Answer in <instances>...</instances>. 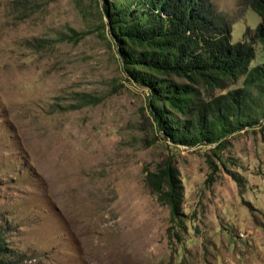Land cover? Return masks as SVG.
I'll list each match as a JSON object with an SVG mask.
<instances>
[{
  "label": "rangeland",
  "instance_id": "374dc122",
  "mask_svg": "<svg viewBox=\"0 0 264 264\" xmlns=\"http://www.w3.org/2000/svg\"><path fill=\"white\" fill-rule=\"evenodd\" d=\"M97 1L0 0V215L17 264H264V116L218 154L157 136ZM214 2L233 42L261 21ZM170 158L186 227L146 180Z\"/></svg>",
  "mask_w": 264,
  "mask_h": 264
},
{
  "label": "trees",
  "instance_id": "16d2710c",
  "mask_svg": "<svg viewBox=\"0 0 264 264\" xmlns=\"http://www.w3.org/2000/svg\"><path fill=\"white\" fill-rule=\"evenodd\" d=\"M245 1L261 21L237 42L214 0L97 1L127 78L149 89L147 107L157 136L176 145H210L218 154L227 136L264 116V61L252 66L256 43L264 47V0ZM146 180L169 206L174 224L186 227L183 179L174 161L147 170ZM11 230L0 215V264L19 261Z\"/></svg>",
  "mask_w": 264,
  "mask_h": 264
}]
</instances>
